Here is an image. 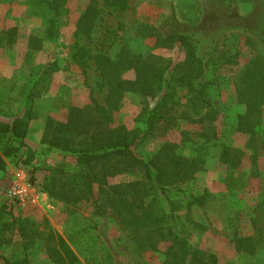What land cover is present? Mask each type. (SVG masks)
<instances>
[{
	"label": "rangeland",
	"instance_id": "obj_1",
	"mask_svg": "<svg viewBox=\"0 0 264 264\" xmlns=\"http://www.w3.org/2000/svg\"><path fill=\"white\" fill-rule=\"evenodd\" d=\"M90 1H0V32L17 27L16 40L0 48V119H12L27 114L28 110L32 114L27 143L33 149V162L22 161L28 155V151L22 150L18 156L8 158L6 169H0V203L14 206L26 230H16L12 241L0 249L15 264H56L48 256L43 233L53 229L68 237L86 227L100 234L103 248L88 253L74 244L83 264H164L169 242L142 250L111 207L105 213H95L94 206L65 203L42 188L47 166L63 156L59 150L48 149L41 143L49 118L66 121L70 105L91 103L93 96L108 105L109 88L94 60L89 61L87 79L72 58L77 47L76 23ZM99 1L105 6L104 0ZM56 2L60 6L54 10ZM129 3L125 11L104 7L102 26L95 40L83 35L79 37L80 43L90 50L94 45H104L113 56L127 43L134 50L150 51L177 62L185 55L181 45L154 47L155 34L182 32L194 39L206 65L204 79L213 81L214 105L220 110L225 108L216 122L218 135L209 137L208 133L212 134L209 124L156 116V130L139 152L155 153L164 143L171 142L177 144L179 154L199 156L202 168L195 176L180 189H169L181 207L178 220L188 232L189 241L200 249L216 253L219 264H264V248L249 254L237 250L234 241L236 236L254 234L252 217L259 212L256 211L258 204L264 201V105L255 132V145L261 151L256 161L250 145L252 134L237 130L233 123L236 115L244 110L236 97L235 74L255 53L264 56V0H129ZM52 18L56 19L58 29L56 41L46 42L30 53L31 36L43 35ZM110 29L118 30L117 40L112 44L108 40ZM226 53H238L239 63H225ZM54 59L62 68L39 83L42 94L28 98L38 66ZM126 75L134 77L135 72L130 70ZM159 98H149L146 104L139 93L127 92L120 107L113 110L114 123L124 124L131 131H144L148 125L147 107L152 108ZM160 110L167 117L172 113L166 107H159ZM224 147L243 149V161L237 167L232 168L222 160ZM141 177L138 171L126 172L110 176L108 181L114 184ZM95 191L98 192V185ZM164 195L161 192L160 198ZM201 195H206L205 203L189 208V202ZM260 213L264 223V207ZM4 263L0 259V264Z\"/></svg>",
	"mask_w": 264,
	"mask_h": 264
},
{
	"label": "trees",
	"instance_id": "obj_2",
	"mask_svg": "<svg viewBox=\"0 0 264 264\" xmlns=\"http://www.w3.org/2000/svg\"><path fill=\"white\" fill-rule=\"evenodd\" d=\"M104 2L102 7L99 0H91L80 15L75 31L77 47L72 58L83 69L87 79L89 61L94 60L96 69L109 88L108 105L93 96L91 103L70 105L66 121L49 118L41 143L46 144L48 149L59 150L63 156L47 166L42 188L51 197L65 203L94 206L95 213H105L111 207L130 229L142 250L155 249L161 243L169 242L164 264H219L216 253L191 244L188 232L178 220L177 212L181 207L169 193L171 187L180 189L202 168L200 157L179 154L177 144L171 142L164 143L159 150L148 155L139 152V148L148 136L154 134L156 116L209 124L212 129L209 137H217L216 122L225 108L222 111L214 105L211 93L213 81L204 79L206 65L198 54L194 39L185 33L155 34L154 47L181 45L185 55L177 62L150 51L134 50L127 43H123L115 56L104 45H94L90 50L81 44L79 37L83 35L95 40L102 26L104 7L125 11L130 6L129 0ZM59 6L56 2L53 9L57 10ZM57 30L56 19H50L43 35L31 36L30 53L42 48L46 42L56 41ZM114 30L110 29L112 33H108L111 44L118 36V30ZM16 32L17 27L0 32V48L15 41ZM224 59L225 63H239L238 53H226ZM61 68L57 59L39 65L27 97L42 94L44 91L39 89V83L43 79L48 80ZM130 70L135 72L134 77H127L126 73ZM233 85L239 104L244 106L233 123L237 130L252 134L250 145L254 148L252 157L256 161L261 152L255 145V132L264 105V56L259 53L252 55L235 74ZM181 91L184 92L182 95ZM127 92L139 93L146 104L149 98L160 97L156 105L150 109L147 107L148 125L144 131H131L124 124L114 123L113 110L120 107ZM159 107H166L172 113L167 117L161 110L159 112ZM30 112L28 110L27 114L12 119H0L1 170L7 168L8 158L18 156L22 150L28 151L22 161L26 164L33 162V149L27 143L32 118ZM243 154V149L224 147L221 157L235 168L243 161ZM136 171L142 174L140 179L109 184L110 176ZM95 185H98V192ZM161 192L166 200L160 198ZM205 200L206 195L196 196L189 202V208L194 204L203 205ZM263 207L264 201L258 204L256 211L260 212ZM259 212L252 217L254 234L236 236L237 250L255 254L264 248V223ZM16 230L26 231L24 221L16 215L13 205L1 202L0 249L12 241ZM42 238L49 258L56 264H83L73 248L74 244L88 253H96L103 248L100 234L89 227L70 233L68 237L49 229ZM0 259H4V264H15L1 253Z\"/></svg>",
	"mask_w": 264,
	"mask_h": 264
}]
</instances>
